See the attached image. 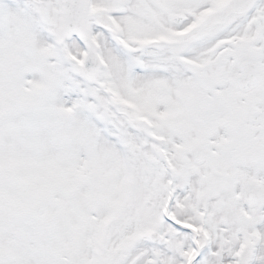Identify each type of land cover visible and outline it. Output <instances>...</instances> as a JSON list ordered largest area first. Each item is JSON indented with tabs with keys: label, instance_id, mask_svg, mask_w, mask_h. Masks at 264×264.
<instances>
[{
	"label": "snow or ice",
	"instance_id": "snow-or-ice-1",
	"mask_svg": "<svg viewBox=\"0 0 264 264\" xmlns=\"http://www.w3.org/2000/svg\"><path fill=\"white\" fill-rule=\"evenodd\" d=\"M0 264H264V0H0Z\"/></svg>",
	"mask_w": 264,
	"mask_h": 264
}]
</instances>
